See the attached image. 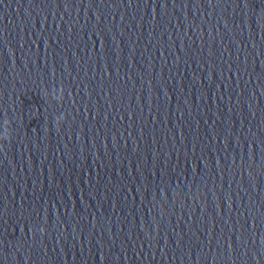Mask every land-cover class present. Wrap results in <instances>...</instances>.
I'll return each instance as SVG.
<instances>
[{"label":"clouds","instance_id":"clouds-1","mask_svg":"<svg viewBox=\"0 0 264 264\" xmlns=\"http://www.w3.org/2000/svg\"><path fill=\"white\" fill-rule=\"evenodd\" d=\"M64 119H65V117H64ZM56 127H57V129H59V121L56 123Z\"/></svg>","mask_w":264,"mask_h":264}]
</instances>
